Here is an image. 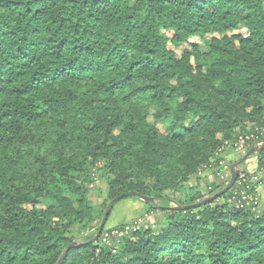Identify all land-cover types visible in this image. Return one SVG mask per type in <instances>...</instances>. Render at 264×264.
<instances>
[{"label": "trees", "instance_id": "obj_1", "mask_svg": "<svg viewBox=\"0 0 264 264\" xmlns=\"http://www.w3.org/2000/svg\"><path fill=\"white\" fill-rule=\"evenodd\" d=\"M252 132L262 144L264 0H0V264H264V211L230 201L239 178L178 208L226 187L199 182ZM97 169L108 201L176 206L79 240L108 205L90 198Z\"/></svg>", "mask_w": 264, "mask_h": 264}, {"label": "rangeland", "instance_id": "obj_2", "mask_svg": "<svg viewBox=\"0 0 264 264\" xmlns=\"http://www.w3.org/2000/svg\"><path fill=\"white\" fill-rule=\"evenodd\" d=\"M226 150H227V155H228L226 158L227 160L229 159V156L233 155L234 153L237 154V158L228 160L229 161L227 162L228 167L225 168V170H223L221 173L217 174V176L213 178L209 177L207 180H202L201 182H199V186L204 191L207 190V187L212 186V185L209 186V184H212V182L213 183L216 182L220 185L228 184L229 181L231 180L232 173H233V170H232L233 165L229 163H233V162L236 163L242 157H244V155L248 152L247 150L243 154L233 147H228ZM256 164H257V157L252 155L244 163H242L239 167L241 169V172L242 171L243 172H246V171L256 172L258 170V165ZM255 165L257 166L256 168H255ZM95 174H96V179L92 185V189L90 192V198L92 199L96 207H101L107 202L108 204L110 203V201L107 200L106 194H105V190L107 188V181L99 169L95 170ZM259 174H260V177L262 178V181L257 186V192H256L257 194L256 196L258 197L257 198V201H258L257 209L260 211H264V173L263 174L259 173ZM210 175L214 176V174H210ZM192 183L196 185L198 182L193 180ZM184 195H185L184 193H179V194H176L175 196L173 195V197L174 199H177L179 201H184ZM156 205L158 207L176 206L175 203L173 202L171 203V202H165L161 200H156ZM148 206H149L148 203H146L144 200L139 199V198H125L117 202L102 232L103 233L102 241L108 245L112 244L114 241L113 239H116V237L111 236V235L106 236L105 233H108V232L110 233V231H113V230L130 231V230L139 229L141 227H145V228L155 227L156 224H158L159 222H162L164 219L163 211L160 208L155 211H148ZM101 222H96L92 230L85 232L83 235H78L77 238L79 240H83L85 239V237L90 236L93 233L97 234L98 233L97 227L98 228L100 227V225L97 226V224H101ZM81 229H82V226H77L76 232L79 234Z\"/></svg>", "mask_w": 264, "mask_h": 264}, {"label": "built area", "instance_id": "obj_3", "mask_svg": "<svg viewBox=\"0 0 264 264\" xmlns=\"http://www.w3.org/2000/svg\"><path fill=\"white\" fill-rule=\"evenodd\" d=\"M261 133H248L246 135H240L238 139L231 143L229 147H233L240 151L241 153H245L251 144L253 146L261 145ZM262 159L264 161V151ZM228 166L225 165V168ZM259 173H264V167L258 168L256 172H241L239 177V187L236 188L232 196L230 198L231 202H234L237 207L245 208V207H257L258 201H257V186L261 183L262 178L260 177ZM125 233V230H113L112 233H105L106 236H122ZM106 239V238H105Z\"/></svg>", "mask_w": 264, "mask_h": 264}, {"label": "water", "instance_id": "obj_4", "mask_svg": "<svg viewBox=\"0 0 264 264\" xmlns=\"http://www.w3.org/2000/svg\"><path fill=\"white\" fill-rule=\"evenodd\" d=\"M264 148V142L259 145V146H253L249 149V151L244 155V157H242L239 161H237L236 163L233 164L232 170V177L231 180L229 181V183L226 185L225 188H223L222 190L218 191L215 195L204 199L203 201L197 202V203H193V204H189V205H182L178 208H197L200 207L202 205H205L207 203L212 202L213 200L219 198L220 196H222L223 194L227 193L229 190H231L233 188V186L235 185L236 181L238 180L240 174H241V169H240V165L242 163H244L249 157H251L253 154L258 153L260 151H262ZM126 197H137L139 199L144 200L146 203L148 204H154L156 202L155 198L153 197H149V196H144V195H140L139 193L135 192V191H128L125 193H122L120 195H118L117 197H115L114 199H112L110 201V203L108 204L106 210H105V214L104 217L102 219V222L100 224V227L98 229V233L95 235V237L92 239V241H97L99 239V237L101 236L105 225L110 217V214L115 206V204L119 201H121L122 199L126 198Z\"/></svg>", "mask_w": 264, "mask_h": 264}, {"label": "crops", "instance_id": "obj_5", "mask_svg": "<svg viewBox=\"0 0 264 264\" xmlns=\"http://www.w3.org/2000/svg\"><path fill=\"white\" fill-rule=\"evenodd\" d=\"M227 156H228V155H227ZM233 158H237V154L234 153L233 155H230L228 160H232ZM228 162H229V161H228ZM256 165H257V164H256ZM256 165H255V168L257 167Z\"/></svg>", "mask_w": 264, "mask_h": 264}]
</instances>
